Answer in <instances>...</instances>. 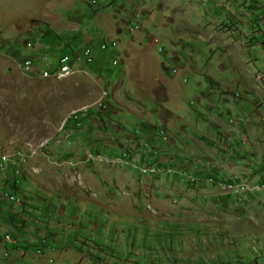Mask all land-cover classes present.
<instances>
[{
  "label": "rangeland",
  "instance_id": "rangeland-1",
  "mask_svg": "<svg viewBox=\"0 0 264 264\" xmlns=\"http://www.w3.org/2000/svg\"><path fill=\"white\" fill-rule=\"evenodd\" d=\"M30 42L79 73L28 74ZM44 142L0 175V264H264V191L222 188L264 178V0H0V154Z\"/></svg>",
  "mask_w": 264,
  "mask_h": 264
},
{
  "label": "built area",
  "instance_id": "built-area-1",
  "mask_svg": "<svg viewBox=\"0 0 264 264\" xmlns=\"http://www.w3.org/2000/svg\"><path fill=\"white\" fill-rule=\"evenodd\" d=\"M138 26H141V24L138 23ZM130 31L136 32L137 27L130 28ZM154 43L158 47L160 52L165 51V48L162 42H158L154 40ZM29 46L32 48L37 46V47H44L48 49L42 52H37L35 54L36 58L35 56L33 59L28 58L25 64L22 65V67L24 68V71H32L33 73L58 72V73H61V80L73 78L79 73V68L77 66L69 65V58H72V56H70L69 54L67 53L62 54L60 56V60L58 64L54 65V64H51V56H52L53 51H51V49H49L48 46L42 43L35 44L32 42L29 43ZM113 48L115 50L121 49V44L118 39H115V40L111 39V41H105L102 44V49L104 50L113 49ZM80 58L86 59L88 63L94 62L96 59V56L94 54L93 46L90 51L83 53V56ZM118 64H119V59L116 58L114 60V65H118ZM174 73L177 74V69H175ZM106 94H107V91L104 92L103 98H106ZM101 105L104 106L105 102L102 101ZM138 133H140V130H138ZM163 138H166V137H163ZM48 143L49 142H44L40 144V147H32V145H30V152H27V154L25 155V157H27L28 159V162L30 161L31 158H35L40 153L39 149L48 145ZM146 144L149 147V143H146ZM113 157H118L119 159L124 160L127 163V165L131 166L132 168H140L146 174L149 173L150 171H158L162 175V172L167 169L165 165H154L149 162H142V164H140L141 159L134 156L132 149L130 151L127 150L120 155H113ZM107 162L110 164L109 158L107 159ZM13 164H16L15 160L3 161L0 159V172H6L9 167L13 169ZM169 172L173 173L174 170L169 169ZM210 181H217V180L212 178L210 179ZM261 185H264V183ZM257 186L258 185H253L252 182L249 180H245L243 178H237V177L231 179L230 181H225L224 183H222V188L225 192L230 193L234 196H239V197H241V193L245 192L249 187H257Z\"/></svg>",
  "mask_w": 264,
  "mask_h": 264
},
{
  "label": "bare ground",
  "instance_id": "bare-ground-1",
  "mask_svg": "<svg viewBox=\"0 0 264 264\" xmlns=\"http://www.w3.org/2000/svg\"><path fill=\"white\" fill-rule=\"evenodd\" d=\"M132 27H137V30H139L141 28V26H138V23L133 24L130 28H132ZM155 40L158 42H161V40L159 38H156ZM91 49H92V45H89V46L85 47L83 53H86V52L90 51ZM69 65L70 66H77V59L75 57L69 58ZM23 70H24V68H23ZM25 72H27L30 75L36 76V77H44L47 79L55 78L57 80H61V73H58V72H44V73H33L32 71H25ZM179 73H180V71L177 69V74H179ZM108 96H109V92H107L106 98H108ZM77 118H80V117L77 115ZM163 139L166 140L167 138H163ZM32 147H35V146L32 145ZM27 152H30V145L28 147L20 148V149L14 151V152H11V153L4 151L0 154V159L3 161L15 160L16 164H13V170H15L16 174L19 175V174H22L24 172V169L27 168V164L29 163L27 157H25ZM110 164L119 165V166H129V165H127V163L124 160L119 159L118 157H112L110 159ZM154 165H165V164L155 163ZM129 167H131V166H129ZM2 173H4V172H0V175ZM149 173H152V174L157 175V176L161 175V173L158 171H150ZM237 178H242V177L237 176ZM249 181H251V180H249ZM18 182H20V181H18ZM210 182L212 184H216V185L219 184L218 181H210ZM251 182L253 185H258V186L257 187H249L245 192L241 193V197H243L247 194L259 193V192L264 191V185H261L264 183V178L252 180ZM12 199L16 200L17 198L14 196V197H12Z\"/></svg>",
  "mask_w": 264,
  "mask_h": 264
},
{
  "label": "crops",
  "instance_id": "crops-1",
  "mask_svg": "<svg viewBox=\"0 0 264 264\" xmlns=\"http://www.w3.org/2000/svg\"><path fill=\"white\" fill-rule=\"evenodd\" d=\"M239 83H240V81H239ZM228 92V91H227ZM228 98H229V92H228V94L224 97V100L226 101V104H227V106H230V108H231V102L230 101H228ZM209 109V108H208ZM210 109L212 110V111H210ZM210 109H209V111H205L204 110V113H205V115L207 116L206 118H208V119H214V122H216V124L217 125H221V123L223 122V118H222V114L220 113V111H213V109H216V107L215 106H212V107H210ZM234 110L231 108V112H233ZM242 121L244 120L243 119V116H242ZM219 125V126H220ZM241 128H244V127H241ZM249 129V128H248ZM213 134H214V137L217 139V140H219V142H221L220 144L221 145H223L224 144V140H223V138H222V136L220 135V133H216L215 131H213L212 132ZM210 152H212L211 151V149H210ZM224 157V156H223ZM160 158V157H159ZM158 158V159H159ZM242 175V174H241ZM243 176V175H242Z\"/></svg>",
  "mask_w": 264,
  "mask_h": 264
},
{
  "label": "trees",
  "instance_id": "trees-1",
  "mask_svg": "<svg viewBox=\"0 0 264 264\" xmlns=\"http://www.w3.org/2000/svg\"><path fill=\"white\" fill-rule=\"evenodd\" d=\"M66 53V52H65Z\"/></svg>",
  "mask_w": 264,
  "mask_h": 264
}]
</instances>
